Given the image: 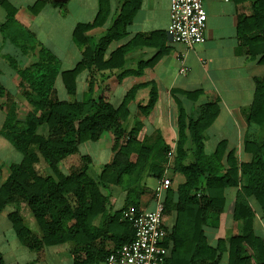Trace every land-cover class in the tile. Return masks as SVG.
Listing matches in <instances>:
<instances>
[{"label":"trees","instance_id":"16d2710c","mask_svg":"<svg viewBox=\"0 0 264 264\" xmlns=\"http://www.w3.org/2000/svg\"><path fill=\"white\" fill-rule=\"evenodd\" d=\"M46 2L48 0L37 1L33 11L37 12ZM141 2L117 0V6L113 8L112 0H98L95 17L79 22L72 32L82 57L70 69L62 70L59 57L33 40V34L28 32L27 40H16L21 43L23 52L33 54L36 59L26 65L19 64L20 67L14 64L22 78L21 84L28 88L26 98L31 105L23 119L18 116L7 86L0 80V110L5 112L0 134L22 153L19 162H6L0 158V216L6 207L15 205L8 218L19 240L31 249L74 241L88 245L90 239L95 238L90 236L95 229V219L108 214L110 197L104 190L112 184L124 187L127 197L124 208L104 223L105 229L117 236L116 248L130 242L134 238V227L132 222L121 219L122 211L130 205L140 208V198L145 192L142 187L145 171H159L158 177L163 175L172 147L161 136L153 142L146 137L140 140L139 128L129 129L125 124L130 115L129 102L135 97L136 90L147 84L132 87L118 106L107 100L105 90L96 94L104 80L124 68L126 54L138 42L140 35L125 44L120 43L128 36L127 27ZM0 4L7 10L3 25L6 29L15 22L16 8L7 0H0ZM254 7V15L243 17L238 30L251 56L255 58L261 53L260 62H264V0H258ZM103 26L106 29L102 34L90 37L91 30ZM115 43L118 46L114 47ZM85 70L89 71L90 77L84 98L76 101L61 98L56 88L58 77L66 93L75 94L78 77ZM128 72L123 70L118 78L122 79ZM200 94V90L174 88L171 91L177 107V141L171 168L185 177L176 189H167L164 200V214L177 211L172 258L180 238L182 241L188 239L198 257L202 256L199 252L207 246L202 224L210 210H222L227 186L242 185L234 216L245 220L247 230L255 216L249 204L250 196L257 199L264 215V79L257 80L254 102L248 111L249 120L260 128L259 136L245 140V150L253 154L250 161L240 162L234 150L228 151L225 158L226 140L220 141L212 154L205 152L204 133L218 116L220 107L217 101L193 107ZM157 99L153 86L148 100L140 106L142 112L148 114ZM42 127L46 134L39 133ZM107 131L114 133V156L99 170H94L91 155L81 153L80 146L86 141L99 140ZM39 154L48 164L46 174L36 167ZM73 155L77 156L75 161L70 160ZM24 206L34 216L39 232H34L25 223ZM182 230L183 235L179 236ZM242 239L235 237L232 241L241 242ZM259 243L264 255L263 238ZM166 261L168 264L169 260ZM0 264H6L1 251ZM74 264H80L79 260L76 259Z\"/></svg>","mask_w":264,"mask_h":264},{"label":"crops","instance_id":"0c3cea01","mask_svg":"<svg viewBox=\"0 0 264 264\" xmlns=\"http://www.w3.org/2000/svg\"><path fill=\"white\" fill-rule=\"evenodd\" d=\"M7 1L16 8V14L15 22L3 29L7 10L0 4V65H26L35 61L36 57L23 52L21 43L16 42L18 39H29L28 32L33 34V40L58 55L61 65L69 64L67 68H61L62 70L73 68L81 60V49L75 44L72 32L79 22H87L95 17L98 0H48L37 12H34L32 7L40 0ZM257 1L203 0L207 11L205 41L188 48L173 41L167 32L170 0H142L132 23L127 27L128 36L120 43L125 44L135 35H140L138 42L134 43L126 54L124 68L104 80L97 87L96 94L99 95L105 90L107 100L118 106L132 87L147 84L140 86L135 97L129 102L130 115L125 124L129 129L139 128L140 140L146 137L153 142L161 136L164 142L175 150L177 107L171 91L174 88L186 91L200 90L201 94L193 107L211 101H217L220 107L218 116L204 133L205 152L212 154L218 143L226 140L228 147L225 158L228 151L234 150L240 162L250 161L253 154L245 150V140L247 137L253 139L259 136L260 128L249 120L248 111L254 102L257 80L264 79V62H260L261 53L255 58L251 56L249 47L239 35L238 29L243 17L254 15ZM112 3L113 8H116L117 0H112ZM105 29V26L97 27L88 34L94 38ZM115 46H118V43H115ZM56 49H61V52H56ZM183 59L188 68L185 74L180 72ZM1 69L0 66V72ZM123 70L129 72L119 79L118 74ZM9 71L11 76L13 71ZM89 77L88 70L79 75L77 91L73 94L75 98H69L71 101L84 98ZM3 80L8 86V78L4 77ZM153 86L156 88L158 99L154 108L144 114L140 106L148 100ZM107 132L109 135L105 141L106 145H99V150L107 154L105 162L98 164L99 166L110 162L114 156V133ZM101 138L97 143L102 142ZM84 154L91 155L93 163L95 162L93 154ZM76 158L77 156L73 155L70 160L75 161ZM171 166L172 162L161 177H158L159 171H145L142 178L145 192L139 204L141 209L155 207L154 191L165 174L172 180L170 187L176 189L184 182V175L173 172ZM238 174L241 177L240 171ZM240 191L241 183L227 186L224 189L225 202L222 210L208 212L201 227L207 246L203 247L202 253L199 252L202 255L200 257L188 239L182 241L180 238L179 247L172 258L175 249L172 234L177 224V211L172 210L164 214V225L168 231L166 241L170 247L168 264H264V255L259 247V242L264 236L263 211L257 199L250 196L248 200L255 216L250 229L247 230L245 220L234 216ZM104 192L110 197L108 214L95 219V229L90 233V236L95 238L90 239L88 245L74 241L31 249L24 245L15 233L16 240L12 237L13 244L7 242V246H12L14 251L10 262L0 248L6 264H74L76 259L80 264H107V255L117 247V236L105 229V224L117 211L124 208L127 192L124 187L113 184ZM29 212L31 213L30 210ZM22 215L25 223L34 232H39L32 213L29 220L23 212ZM6 218L10 221L8 216ZM178 235H183V230ZM235 237H242L243 241L233 243L232 238ZM209 248L212 251H209Z\"/></svg>","mask_w":264,"mask_h":264},{"label":"built area","instance_id":"2783aa9c","mask_svg":"<svg viewBox=\"0 0 264 264\" xmlns=\"http://www.w3.org/2000/svg\"><path fill=\"white\" fill-rule=\"evenodd\" d=\"M207 11L203 0H170V20L167 32L170 38L192 48L205 41ZM180 72L187 73L184 64ZM174 147L168 152V162L165 171L172 162ZM172 185L168 175L158 182L154 195L153 209L128 206L122 211V218L132 222L134 238L107 256V264H165L170 247L167 244L168 231L164 225V195ZM264 243V236H263Z\"/></svg>","mask_w":264,"mask_h":264},{"label":"rangeland","instance_id":"374dc122","mask_svg":"<svg viewBox=\"0 0 264 264\" xmlns=\"http://www.w3.org/2000/svg\"><path fill=\"white\" fill-rule=\"evenodd\" d=\"M64 39H65V37H64ZM56 52H61V49H56ZM29 54L32 55L31 53H29ZM16 60H17V58H16ZM20 65H24V64H20ZM20 65L18 64L17 67H20ZM68 65H69L68 63H64L62 65L60 64L61 68H63V69L67 68ZM0 66L2 68L1 69L2 71L0 72V77H1L0 80L2 79L1 81L4 83V80H3L4 77H5V79L8 78V80H7V83H8L7 87L8 88L7 89L9 91V94H11V98L14 99L13 101L16 104V109H17L19 118L23 119L25 114L27 113V111L31 108V105L26 98V92H27L28 88L21 84L20 81H22V78H21L20 74L17 72V68L14 64H12V63H10L9 65L2 64ZM10 69L13 71L12 72L13 74L11 76H10L11 72L9 71ZM56 88H57L58 94L61 98H66V99H69V98L74 99L75 98V96L73 94H67L66 93L65 87H64L63 82H62L60 77H58V79L56 81ZM4 114H5V112L0 110V128L2 126ZM39 133L46 134V130L44 129V127L39 129ZM108 135H109V132H105L103 134V136L101 138L102 142L97 143V141H86V142L82 143L80 146V152L81 153L87 152V153L94 155V157H95V162L93 163L94 170H99L101 165L99 166L98 164L105 162V157H106L107 152H106V154H105V151L101 152L99 150V145H103V146L106 145L105 141H106V138ZM0 158L6 162H19L22 159V153L19 150H17L1 134H0ZM35 164H36V167L38 168L40 173L46 174L49 171V167H48L47 162L43 159V157L40 154L38 155V160L36 161ZM65 164L66 163L63 164L64 168L67 167V164L66 165ZM14 209H15V205L11 204L3 210V212L1 213V216H0V248L4 252L6 258L8 259V262H10V259H12V254L14 253V251L12 250V246L11 247L7 246V242H9L12 245L13 244L12 237L16 240V236H15V231L12 228L10 221L6 217ZM22 212L27 217V220H29V218L31 216L29 209L26 206H24Z\"/></svg>","mask_w":264,"mask_h":264}]
</instances>
